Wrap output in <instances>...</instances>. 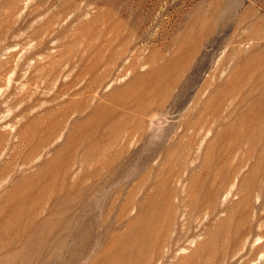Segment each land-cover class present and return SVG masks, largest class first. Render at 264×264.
Returning a JSON list of instances; mask_svg holds the SVG:
<instances>
[{
    "label": "rangeland",
    "instance_id": "1",
    "mask_svg": "<svg viewBox=\"0 0 264 264\" xmlns=\"http://www.w3.org/2000/svg\"><path fill=\"white\" fill-rule=\"evenodd\" d=\"M0 264H264V0H0Z\"/></svg>",
    "mask_w": 264,
    "mask_h": 264
}]
</instances>
